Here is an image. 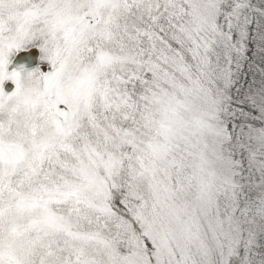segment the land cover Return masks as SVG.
Listing matches in <instances>:
<instances>
[{"label":"snow or ice","instance_id":"snow-or-ice-1","mask_svg":"<svg viewBox=\"0 0 264 264\" xmlns=\"http://www.w3.org/2000/svg\"><path fill=\"white\" fill-rule=\"evenodd\" d=\"M0 264H264V0H0Z\"/></svg>","mask_w":264,"mask_h":264},{"label":"water","instance_id":"water-1","mask_svg":"<svg viewBox=\"0 0 264 264\" xmlns=\"http://www.w3.org/2000/svg\"><path fill=\"white\" fill-rule=\"evenodd\" d=\"M27 60L28 67H35L39 63V52L37 49H31L26 52H22L17 58L16 61H14L13 65H10V70L12 67L15 66V63L18 61H24ZM13 88V85L10 82L5 83V89L10 91Z\"/></svg>","mask_w":264,"mask_h":264},{"label":"rangeland","instance_id":"rangeland-1","mask_svg":"<svg viewBox=\"0 0 264 264\" xmlns=\"http://www.w3.org/2000/svg\"><path fill=\"white\" fill-rule=\"evenodd\" d=\"M8 82H10V81H8ZM5 83H7V82H5ZM11 84H12V82H10ZM13 85V84H12ZM13 87H14V85H13Z\"/></svg>","mask_w":264,"mask_h":264}]
</instances>
